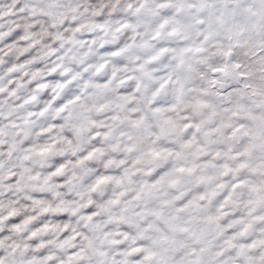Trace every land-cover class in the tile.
<instances>
[{"label": "snow or ice", "instance_id": "1", "mask_svg": "<svg viewBox=\"0 0 264 264\" xmlns=\"http://www.w3.org/2000/svg\"><path fill=\"white\" fill-rule=\"evenodd\" d=\"M0 264H264V0H0Z\"/></svg>", "mask_w": 264, "mask_h": 264}]
</instances>
